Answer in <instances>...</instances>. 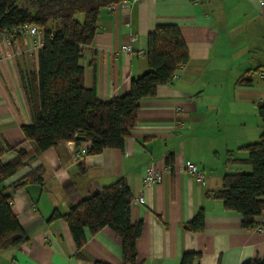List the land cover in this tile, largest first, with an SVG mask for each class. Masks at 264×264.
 Listing matches in <instances>:
<instances>
[{
  "label": "crops",
  "instance_id": "1",
  "mask_svg": "<svg viewBox=\"0 0 264 264\" xmlns=\"http://www.w3.org/2000/svg\"><path fill=\"white\" fill-rule=\"evenodd\" d=\"M159 24L176 25L188 51L179 78L158 86L139 101L137 122L122 149L108 148L81 158L73 141L39 151L22 125L31 122L21 73L34 78L41 44L18 33L0 42V161L23 149L31 157L5 181L11 209L28 241L0 251V264H121V240L108 226L77 248L62 219L53 211L70 208L123 178L132 195L130 220L142 221L136 240V264H179L186 252H199L195 264H242L264 258V212L247 229L241 215L223 208L213 193L228 174L250 173L243 146L259 140L257 106L264 104V5L258 0H135L100 10L98 32L83 47L79 63L84 85L109 101L128 92L130 81L149 67L147 35ZM127 46L128 49H125ZM182 128L177 131L178 126ZM170 155L169 162L166 156ZM169 165L162 179L143 187L150 159ZM195 163L200 182L181 171ZM41 168V184L13 189L30 171ZM204 230L183 228L198 210Z\"/></svg>",
  "mask_w": 264,
  "mask_h": 264
},
{
  "label": "trees",
  "instance_id": "2",
  "mask_svg": "<svg viewBox=\"0 0 264 264\" xmlns=\"http://www.w3.org/2000/svg\"><path fill=\"white\" fill-rule=\"evenodd\" d=\"M120 0H0V31L18 36L19 27L31 25L42 32L38 69L34 78L21 73L31 122L22 125L27 140L39 151L73 141L87 143V153L104 149H122L130 130L137 122L139 101L153 97L158 86L170 83L179 64H186L188 51L180 29L173 24H159L147 35L145 51L149 69L130 81L127 93L109 101L100 100L94 88L84 85V68L79 63L83 47L98 32L100 10ZM262 125L259 140L242 147L247 157L240 161L252 167L250 173L224 175L213 196L226 210L241 215V224L251 229L264 212V104L257 106ZM9 146L0 148V155ZM31 155L23 150L9 162L0 161V251L19 247L28 241L11 209V194L4 181L23 168ZM170 155L166 157L169 162ZM41 168L34 169L12 185L17 189L41 184ZM132 195L123 178L72 206L65 214L53 211L49 220L62 219L69 227L74 243L80 248L86 242L84 229L91 234L108 226L121 240V264H136V240L143 229L142 221L132 223ZM204 211L198 210L183 228L204 230ZM199 252H186L179 264H195ZM95 264H108L96 262ZM242 264H264V258H253Z\"/></svg>",
  "mask_w": 264,
  "mask_h": 264
},
{
  "label": "built area",
  "instance_id": "3",
  "mask_svg": "<svg viewBox=\"0 0 264 264\" xmlns=\"http://www.w3.org/2000/svg\"><path fill=\"white\" fill-rule=\"evenodd\" d=\"M130 1H135V0H120L117 3L107 5L106 8L108 10H113L117 5L124 6L126 3L130 2ZM258 4L260 6H263L264 0H258ZM18 32L36 37L37 43L41 44L42 32L39 29H37L36 27L31 26V25H23V26L19 27ZM2 40H6L9 44V43L13 42V37H12V35H9L6 32L0 31V42ZM124 48L128 49L127 46H124ZM184 69H185V64L177 65V67L175 68L174 72L171 75L170 82L177 80L179 78L180 72L183 71ZM181 128H182V124H180V126H178L177 131L180 130ZM86 154H87L86 147L81 146L79 148V150L76 152V157L81 158ZM180 170L188 173L189 175H191L193 177H195L200 182L203 180V173L198 169V167L195 163L184 164L180 167ZM169 172H170V166L169 165L159 164L158 161H155L154 159L151 158L149 160V162L146 164L145 176L143 179V187H150L151 185L159 182L162 179V177Z\"/></svg>",
  "mask_w": 264,
  "mask_h": 264
}]
</instances>
